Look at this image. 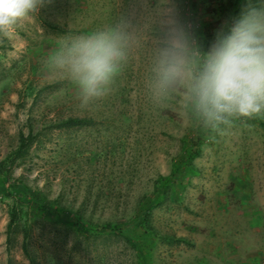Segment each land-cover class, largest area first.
<instances>
[{
	"label": "rangeland",
	"instance_id": "rangeland-1",
	"mask_svg": "<svg viewBox=\"0 0 264 264\" xmlns=\"http://www.w3.org/2000/svg\"><path fill=\"white\" fill-rule=\"evenodd\" d=\"M243 2L177 0L205 49ZM162 6L163 0H47L0 36V161L16 150L21 131L35 136L27 154L7 166L4 183L22 180L65 220L103 223L133 218L139 203L152 199L155 179L168 177L144 222L151 243L141 245L150 264H264V116L205 130L199 154L188 159L197 124L182 90L157 103L144 87L154 14ZM121 18L128 22L127 64L107 96L83 106L76 86L47 70V58L65 39ZM69 116L86 121L55 125ZM14 205L22 217L8 254ZM25 223L40 264L145 263L120 235L77 230L25 198L0 193V264H29L21 248Z\"/></svg>",
	"mask_w": 264,
	"mask_h": 264
},
{
	"label": "clouds",
	"instance_id": "clouds-1",
	"mask_svg": "<svg viewBox=\"0 0 264 264\" xmlns=\"http://www.w3.org/2000/svg\"><path fill=\"white\" fill-rule=\"evenodd\" d=\"M47 0H0V36L35 16ZM128 22L65 39L46 62L70 80L83 106L107 96L127 64ZM154 46L144 87L164 102L183 92V107L207 132L238 119L264 116V0H244L205 49L177 0H163L153 19Z\"/></svg>",
	"mask_w": 264,
	"mask_h": 264
},
{
	"label": "trees",
	"instance_id": "trees-1",
	"mask_svg": "<svg viewBox=\"0 0 264 264\" xmlns=\"http://www.w3.org/2000/svg\"><path fill=\"white\" fill-rule=\"evenodd\" d=\"M86 118L82 117H72L69 116L65 119L58 121L55 125L57 127H73L83 125ZM196 133L194 135V140L192 147L188 150V159H191L199 154L200 145L203 142V137L205 130L196 126ZM35 136L29 131L27 134L24 132L19 133L18 146L16 150L8 154L3 160L0 161V174L6 172L7 166L14 160L23 158L27 154L30 145L33 143ZM8 175L4 173L2 178L0 177V193L4 195H16L18 198H25L30 204L34 205L41 212L52 215L56 217L59 223L69 224L71 227H75L77 230L85 232H109L120 235L126 242H128L133 248L136 249L137 255L145 260L144 264H150L147 257V253L142 250L141 241L144 242L143 246L150 245L145 234L147 233L145 227V221L147 214L152 205L160 203L163 198L164 192L161 189H165L169 182L168 177L158 176L154 183V195L152 199H147V201L139 203L137 214L127 220L117 221V222H96L92 223L89 220H85L82 217H76L75 219L69 218L65 220L62 214L57 210L56 207L49 205L48 203L40 200L38 195L29 189L27 185L20 179H15L8 182L6 185L4 181ZM165 183V185H163ZM160 188V189H159ZM22 214L17 206H11L9 209V220L6 226V251L9 254L13 248V234L14 231L20 226V219ZM23 232V241L21 244L22 252L27 258L29 264H40V259L36 254L30 242L31 229L28 224H24L21 227ZM149 249V246H148ZM9 260V259H8Z\"/></svg>",
	"mask_w": 264,
	"mask_h": 264
}]
</instances>
